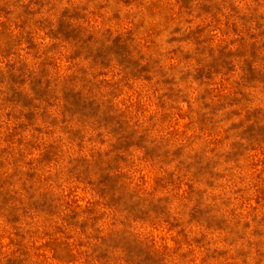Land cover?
<instances>
[{
	"label": "rangeland",
	"instance_id": "rangeland-1",
	"mask_svg": "<svg viewBox=\"0 0 264 264\" xmlns=\"http://www.w3.org/2000/svg\"><path fill=\"white\" fill-rule=\"evenodd\" d=\"M0 264H264V0H0Z\"/></svg>",
	"mask_w": 264,
	"mask_h": 264
}]
</instances>
